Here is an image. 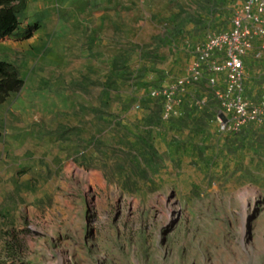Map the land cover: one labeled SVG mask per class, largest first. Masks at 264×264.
Returning <instances> with one entry per match:
<instances>
[{"label": "rangeland", "instance_id": "1", "mask_svg": "<svg viewBox=\"0 0 264 264\" xmlns=\"http://www.w3.org/2000/svg\"><path fill=\"white\" fill-rule=\"evenodd\" d=\"M244 2L28 0L0 40L25 81L0 105V264H264V121L222 134L205 83L169 120L149 97Z\"/></svg>", "mask_w": 264, "mask_h": 264}, {"label": "built area", "instance_id": "2", "mask_svg": "<svg viewBox=\"0 0 264 264\" xmlns=\"http://www.w3.org/2000/svg\"><path fill=\"white\" fill-rule=\"evenodd\" d=\"M231 21L228 30L209 34L200 45L189 47L195 59L184 75L149 92L151 99L160 101L163 119L176 117L191 96V86L205 83L213 90L222 134L238 135L264 121V90L259 98L247 97L244 82L246 58L264 37V0H245ZM257 56L264 59V44ZM202 102L194 100L197 106Z\"/></svg>", "mask_w": 264, "mask_h": 264}, {"label": "trees", "instance_id": "3", "mask_svg": "<svg viewBox=\"0 0 264 264\" xmlns=\"http://www.w3.org/2000/svg\"><path fill=\"white\" fill-rule=\"evenodd\" d=\"M27 4L28 0H0V40L14 36L16 31L20 29L19 15L28 8ZM40 27L38 22L28 25L20 38L23 40L31 39ZM24 84L25 81L21 76L19 67L8 61L0 60V105L4 104L12 95L19 93ZM158 102L161 105L160 101ZM14 240L16 241L12 242L13 244L9 243V262H11V250L17 251L15 248L17 238L14 237Z\"/></svg>", "mask_w": 264, "mask_h": 264}, {"label": "bare ground", "instance_id": "4", "mask_svg": "<svg viewBox=\"0 0 264 264\" xmlns=\"http://www.w3.org/2000/svg\"><path fill=\"white\" fill-rule=\"evenodd\" d=\"M244 219H245V217H244ZM246 220H247V219H245V221H244V222H245V223H244V231H246V229H247V226H246Z\"/></svg>", "mask_w": 264, "mask_h": 264}, {"label": "crops", "instance_id": "5", "mask_svg": "<svg viewBox=\"0 0 264 264\" xmlns=\"http://www.w3.org/2000/svg\"><path fill=\"white\" fill-rule=\"evenodd\" d=\"M193 61H194V59H193Z\"/></svg>", "mask_w": 264, "mask_h": 264}]
</instances>
